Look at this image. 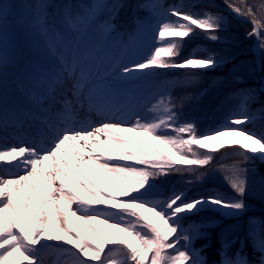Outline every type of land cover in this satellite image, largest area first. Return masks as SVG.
<instances>
[{
	"label": "snow or ice",
	"instance_id": "snow-or-ice-1",
	"mask_svg": "<svg viewBox=\"0 0 264 264\" xmlns=\"http://www.w3.org/2000/svg\"><path fill=\"white\" fill-rule=\"evenodd\" d=\"M40 7L44 9L43 4ZM122 7L119 5L115 10ZM227 7L238 16L251 18L249 37L261 35L264 8L259 10L258 16L244 0H233ZM89 14H73L66 8L64 22L71 30H76L77 24L84 23L85 15ZM167 15L175 19L160 22L156 30L157 43L146 59L118 70L116 80L126 83L156 74L146 71L149 69L183 70V75L193 79L220 66L223 58L217 59L214 52L203 57L192 54L179 62L177 58L183 42L197 29L219 32L222 16L210 12L197 15L177 8H170ZM37 21L59 68L48 75L43 94L33 95L32 100L48 111L59 104L54 113L59 126L52 125L54 135L47 144L34 142L0 147V264H42L40 257L45 249L67 253L73 257L74 264H206L192 247L194 238L201 235L205 225L185 227L184 221L205 210L232 216L242 213L246 209L242 197L247 191L249 169L238 165L229 169L228 183L241 199L225 200L219 196L186 199L183 192H178L166 200H147L144 197L153 187L150 181L173 171L195 172L209 165L212 154L224 148H237L244 164L257 159L264 162V137L239 127L250 122L247 115L230 116L225 127L198 134L194 123L180 121L171 94H162L150 102L148 117L132 113L127 117L131 123L117 121L111 107L112 87L105 82V76H98L89 66L88 54L60 50L51 38L55 34L54 25L43 15ZM9 22L10 15L0 2V40ZM107 23L114 29L110 21ZM206 39L217 42L220 37L210 34ZM260 47L264 48V41ZM2 67L3 57L0 56ZM65 87L71 92V99L63 93ZM85 102L89 112H96L104 119L96 125L77 127L73 105L84 108ZM128 133L146 136L167 151ZM228 137L240 139L226 142ZM213 142L217 146L210 147ZM194 145L203 151L198 153ZM5 168L8 172L3 174ZM97 170L101 173L99 181L95 178ZM103 174H110L112 180ZM66 179L71 181L72 187ZM89 186L95 191H90ZM105 208L114 211H105ZM73 219L87 226V232L96 241L95 246L87 235L74 234ZM93 222L117 229L129 239L116 240L111 233L106 237ZM54 240H63L75 251L53 249L48 242ZM258 250L261 253L259 264H264V234L259 239ZM220 264L249 262L240 256L233 260L225 255Z\"/></svg>",
	"mask_w": 264,
	"mask_h": 264
},
{
	"label": "rangeland",
	"instance_id": "rangeland-1",
	"mask_svg": "<svg viewBox=\"0 0 264 264\" xmlns=\"http://www.w3.org/2000/svg\"><path fill=\"white\" fill-rule=\"evenodd\" d=\"M195 1L196 4L204 2L203 0ZM0 2L4 4L10 15L9 26L4 32L3 39L0 40V56L3 57V67L0 68V136H3V127H6V124L4 123L6 119L5 106L12 101H9V97L7 96L9 87L14 89L13 100L29 101V97L26 96L25 92L27 90V86H23H25V84L30 86L36 83L38 86L47 87V77L50 73H52V68L55 67H53V64H44L42 65V73L38 72V63L28 57L29 54L31 55V52L28 49L27 43L23 42L25 39L24 37L29 33L35 39L32 45L34 47H40L38 48L39 53L36 54L38 56L37 59L40 60L44 54L51 55L49 53V49H47L48 46L45 38H42V35H40L41 32L38 33L34 31L39 25L36 19V15L38 14L36 8L31 5L30 8H28L25 5V8L22 7L21 9H17L13 7V2H9L8 0H0ZM36 2H39V0H30L27 3ZM93 2L94 1H92L91 5H93ZM210 4L211 3H207L208 10L213 9V7H209ZM119 5H123V7L119 8V11H116L115 7ZM104 8V13H114L115 15H119L127 24H129L131 36L129 42L125 45L121 43L119 35L116 36L112 34L107 37L104 35L107 29L105 16H102L97 20H90L86 18L90 17L91 12L94 10L91 7L85 8L83 15L90 14L85 15L84 23L77 24L76 30H71L66 25L68 27L64 30V33H66V39H62L59 43L57 40L54 42V37L51 38L53 43L60 50H64L66 52L74 51L80 55L85 53L88 54L89 66L98 74V76L106 77L105 82L111 85L112 91L115 94V97L111 100V107L114 113L113 118L124 124H129L131 121L128 120V116L132 113H139L142 117H148V107L150 102H154L160 95H166L167 93L165 91L162 92V87L153 86L154 82H152L151 75L140 76L138 79L129 80L126 83L116 80L115 75L118 70L146 59L147 55L155 46V43H153V34H157V27L162 20L154 25L153 23L150 24L147 19V15L141 12L134 13V5L130 4L127 0H110ZM18 17H20V20L17 19ZM106 17L108 18V16ZM18 23L21 27H23V31L21 32L16 31ZM32 31H34V33H31ZM63 43L66 45L65 49L62 47ZM35 44H37V46ZM53 61V63H56L59 67L57 60ZM146 71L152 72L151 69ZM32 75L35 76L34 83L31 82ZM193 109L195 111L194 117L193 114H189V118L186 119L184 115L179 113V119L180 121H189L194 123L198 134H206L208 132H213L218 128L225 127L223 124L224 121L222 123L218 122V116L217 114H214L213 111H202L200 110L201 107L199 105L194 106ZM98 116L100 118V115ZM128 134L135 136L133 133ZM135 138L160 149L159 145L155 141L150 140L146 136H135ZM238 139L240 138L228 137L225 138V141L227 142L229 140ZM2 141L3 140L0 138V147L11 146L13 144L17 145L16 141L14 143H9L7 141L2 143ZM210 145H216V143L213 142ZM101 151H104V149H101ZM252 166L254 167L252 172H254L256 176L264 175V162L257 159L254 163H252ZM7 172L8 168H5L3 170V174H6ZM103 175H106L109 180H112V176L110 174ZM100 176L101 173L97 170L95 172V178L97 181H99ZM65 182L68 183L70 187L73 186L70 180L66 179ZM113 182L117 183L116 181ZM249 182L252 183L250 188L254 191V193H251L252 200L257 203L259 208H263L262 210H264V177L254 179L252 175L249 177ZM178 183L179 181L177 184ZM151 184L153 187L148 189L146 195L149 194L153 196L163 194L164 191H162L163 189L161 190L159 183L156 184L151 182ZM176 185L168 189V198L174 193L182 192L186 187L183 186L181 190H177L175 187ZM90 188L91 186H89V190L91 191ZM105 211L114 210L105 208ZM220 213L226 216L224 213ZM225 219L228 218L226 217ZM190 225L196 227V224L189 223L188 226ZM240 227L241 223L237 221L229 223L226 228L228 233L233 234L236 232V229H239ZM102 231H106V229H102ZM43 253H49V251H43L42 254ZM52 254H54V252Z\"/></svg>",
	"mask_w": 264,
	"mask_h": 264
},
{
	"label": "trees",
	"instance_id": "trees-1",
	"mask_svg": "<svg viewBox=\"0 0 264 264\" xmlns=\"http://www.w3.org/2000/svg\"><path fill=\"white\" fill-rule=\"evenodd\" d=\"M86 0H45L44 8L53 7L57 4L61 7L69 6L79 9L82 2ZM165 3L169 0H164ZM176 7L181 10L180 0H171ZM226 4L233 0H222ZM238 2V0H236ZM246 6H250L252 10L259 16L260 9L264 8V0H244ZM196 13L202 15L210 12L213 15L223 17L221 30L217 33H206L202 30H196L191 38L194 43L201 45V51H197L198 56H205L208 52L217 54V59L223 58V62L214 70L203 72L192 79V85L195 90H204L205 98L208 100L223 101L232 104H243L247 107L250 116H260L264 114V103L262 102L261 93L257 86V74L254 69L253 59L250 55L249 46L251 37L250 28L241 23L234 22L230 17L223 13H217L206 8H197ZM251 19V18H249ZM261 41H264V29ZM216 34L220 37L219 41L212 42L206 39L207 35ZM191 38H188L191 40ZM187 40V39H186ZM263 53H264V48ZM186 53V52H185ZM184 53V54H185ZM180 59L179 57L177 58ZM166 73L167 70H158ZM264 72V58H263ZM246 97H248L246 99ZM215 147V146H211ZM198 149V148H197ZM200 150V149H199ZM203 150H200L201 153ZM212 165H222L223 170L227 171L232 166H242L243 161L237 148H224L212 154Z\"/></svg>",
	"mask_w": 264,
	"mask_h": 264
},
{
	"label": "bare ground",
	"instance_id": "bare-ground-1",
	"mask_svg": "<svg viewBox=\"0 0 264 264\" xmlns=\"http://www.w3.org/2000/svg\"><path fill=\"white\" fill-rule=\"evenodd\" d=\"M68 98L71 99V94L69 95ZM112 98H113V96H112ZM85 105H86V102H85ZM73 106H74V108H76V112H75L76 116L75 117H77L79 119L80 117H85L86 116V113L88 112L87 108L86 109H85V107L84 108H79L75 104ZM90 117H91V115H90ZM88 122L89 123L87 125H89V124H92V125L98 124V123H96V121L89 120ZM69 156H71V151L70 150H69ZM113 230H114L113 233H115V234H120L121 233L117 229H113Z\"/></svg>",
	"mask_w": 264,
	"mask_h": 264
},
{
	"label": "water",
	"instance_id": "water-1",
	"mask_svg": "<svg viewBox=\"0 0 264 264\" xmlns=\"http://www.w3.org/2000/svg\"><path fill=\"white\" fill-rule=\"evenodd\" d=\"M207 2L211 3L209 7H213L216 10L225 11L223 8H221L220 6H218L213 0H207Z\"/></svg>",
	"mask_w": 264,
	"mask_h": 264
}]
</instances>
